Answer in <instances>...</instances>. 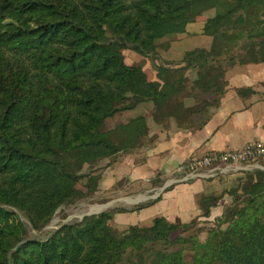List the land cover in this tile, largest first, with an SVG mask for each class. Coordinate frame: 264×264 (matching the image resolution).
<instances>
[{
  "label": "trees",
  "instance_id": "1",
  "mask_svg": "<svg viewBox=\"0 0 264 264\" xmlns=\"http://www.w3.org/2000/svg\"><path fill=\"white\" fill-rule=\"evenodd\" d=\"M256 1L0 0V264H264V190L248 193L239 214L217 219L204 240L192 230L196 220L173 224L157 217L149 227L114 232L109 213L65 225L44 240L27 239L12 211L44 226L79 195L76 185L87 179L81 169L128 149L145 125L139 118L114 131L105 129L106 121L174 92L177 82L160 75L165 69L161 84L149 82L141 68L125 63L123 50L153 52L209 10L214 16L202 34L245 32L238 13L255 15L249 7ZM217 45L211 48L223 43ZM210 55L198 48L184 59ZM209 201L199 203L202 218L210 216Z\"/></svg>",
  "mask_w": 264,
  "mask_h": 264
},
{
  "label": "rangeland",
  "instance_id": "2",
  "mask_svg": "<svg viewBox=\"0 0 264 264\" xmlns=\"http://www.w3.org/2000/svg\"><path fill=\"white\" fill-rule=\"evenodd\" d=\"M180 36L175 34L164 37L156 44L154 51L146 55L138 54L131 49L123 50L125 63L141 68L149 82L159 83L160 69H165L166 71H161L160 75L171 83L177 82L174 92L170 93L164 102L144 101L133 110L118 113L106 121L105 129L114 131L139 118L144 120L145 125L141 130L142 136L128 149L85 165L80 173L87 175V179L83 178L76 185L79 195L72 202L62 203L44 226L35 228L26 215L12 210L16 214V220L26 229L27 239L44 240L65 225L76 224L85 217L101 213L112 215L107 224L114 232H124L131 226L144 228L151 226L155 218L149 226L132 225L131 222L137 212L150 203L151 198L158 196V191L145 193L146 188H151L158 180L156 177L152 178L147 182V187H144L141 179L128 176V170L136 171L140 168L145 150L158 140L160 137L158 133L168 134L172 130L192 132L202 125L214 109L218 95L226 84L223 79L224 69L232 64L231 59L220 57L226 44H223L220 50L219 46L207 50L211 55L204 59L192 58V61H186L184 52L190 50L194 43L197 45V42L195 40L194 43H185L181 47V52L174 51L177 46L183 44ZM172 51L174 52L168 55ZM178 52L180 58H177ZM114 140L116 143L117 138ZM253 184L247 176L241 184L234 182L229 189L222 192L223 194L208 196L210 200L208 204L212 208L224 197L220 216L194 218L187 223L176 224H188L196 220L197 223L192 230L198 234L200 240H204L208 229L215 226L217 219L222 217L228 222L231 215L239 214V208L248 199V193L263 191L260 187L252 190ZM256 184L264 185V177L259 176ZM215 199L217 201H214ZM202 201V197L198 198V204ZM118 219L124 221H117ZM226 224L223 223L222 226ZM191 257L192 254L188 252L186 260L191 262Z\"/></svg>",
  "mask_w": 264,
  "mask_h": 264
},
{
  "label": "crops",
  "instance_id": "3",
  "mask_svg": "<svg viewBox=\"0 0 264 264\" xmlns=\"http://www.w3.org/2000/svg\"><path fill=\"white\" fill-rule=\"evenodd\" d=\"M255 9L249 7V11L256 14L247 19L244 10L238 13L243 16L238 18L239 22L248 28L245 32L227 30L217 36L202 34L206 20L214 16V10H209L187 26L186 34L180 36L183 44L174 51L181 52L185 43H194L195 40L197 45L194 43L190 50H209L215 41L218 45L226 44L222 46L220 57L231 59L232 64L224 69L226 84L202 125L192 132L172 130L168 134L158 133V140L145 150L140 168L128 170V176L141 179L138 181L143 182L144 187L150 179L156 177L158 180L145 190V193L158 191V196L151 198L150 203L137 212L132 225L149 226L157 217L173 224L200 219L202 210L198 198L221 194L234 182L241 184L247 176L252 184H256L259 176L264 177L263 162L261 168L234 167L212 178L176 181L180 178L178 166L190 158L213 151L240 149L251 142L264 143V0H257ZM180 52L176 53L177 58L181 57ZM260 188L264 190V185ZM222 203L224 197L210 209V217L221 215Z\"/></svg>",
  "mask_w": 264,
  "mask_h": 264
},
{
  "label": "built area",
  "instance_id": "4",
  "mask_svg": "<svg viewBox=\"0 0 264 264\" xmlns=\"http://www.w3.org/2000/svg\"><path fill=\"white\" fill-rule=\"evenodd\" d=\"M264 162V143L251 142L240 149H226L209 152L200 157H193L177 168L180 178L176 181L187 182L191 179H206L225 174L230 168L241 169L252 166L261 168Z\"/></svg>",
  "mask_w": 264,
  "mask_h": 264
}]
</instances>
